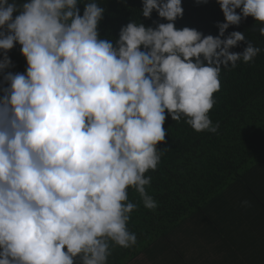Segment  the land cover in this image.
<instances>
[{"label":"clouds","instance_id":"clouds-1","mask_svg":"<svg viewBox=\"0 0 264 264\" xmlns=\"http://www.w3.org/2000/svg\"><path fill=\"white\" fill-rule=\"evenodd\" d=\"M142 2L143 17L167 22L131 21L113 41L99 35L96 0L82 15L81 0H0V264H107L111 247L135 245L128 189L158 207L145 173L160 163L166 115L216 133L222 68L261 51H230L245 36L225 30L251 16L264 36V0H217L215 37L175 27L182 0ZM16 44L24 73L7 71Z\"/></svg>","mask_w":264,"mask_h":264},{"label":"trees","instance_id":"trees-1","mask_svg":"<svg viewBox=\"0 0 264 264\" xmlns=\"http://www.w3.org/2000/svg\"><path fill=\"white\" fill-rule=\"evenodd\" d=\"M22 2L16 0L18 5ZM87 2L81 0L77 5L81 15L83 3ZM96 2L105 10L98 24L101 38L115 41L121 27L131 21L153 28L167 22L155 11L150 18L143 17L142 0ZM182 8V17L174 22L177 29L188 27L204 36L218 35L217 25L224 22V16L217 0H182ZM236 11L239 13V9ZM259 26L260 22L249 16L225 30V36L233 31L245 36V41L230 51L242 52L248 42L261 51L249 63L238 61L235 68H222L220 89L213 94L215 103L208 114L213 124H219L216 133L196 132L183 119L176 122L166 115L165 140L157 145L162 153L160 163L155 171L145 173L152 178L146 190L158 207L144 208L135 190L128 189L129 201L137 208L130 214L127 227L136 234L137 242L129 248L111 247L107 264H128L158 242L172 247L173 232L190 219L211 223L209 206L229 189L251 184L259 168L264 167V36L260 35ZM7 55L13 65L7 71L24 73L26 61L20 45L16 44ZM5 86L0 73V89Z\"/></svg>","mask_w":264,"mask_h":264},{"label":"crops","instance_id":"crops-1","mask_svg":"<svg viewBox=\"0 0 264 264\" xmlns=\"http://www.w3.org/2000/svg\"><path fill=\"white\" fill-rule=\"evenodd\" d=\"M256 175L209 206L211 223L190 219L173 232L172 247L158 242L128 264H264V167Z\"/></svg>","mask_w":264,"mask_h":264}]
</instances>
